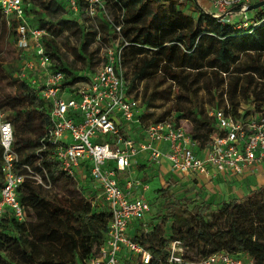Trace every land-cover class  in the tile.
<instances>
[{"label": "trees", "instance_id": "trees-1", "mask_svg": "<svg viewBox=\"0 0 264 264\" xmlns=\"http://www.w3.org/2000/svg\"><path fill=\"white\" fill-rule=\"evenodd\" d=\"M22 1L28 27L44 31V54L51 62L50 69L64 74L62 89L68 94L73 93L71 87L76 83L88 82L92 58L76 55L86 69L85 75L80 76L64 62L56 40L65 32L78 35L84 52L89 36L106 46L109 39H116L115 27H119L125 80V64L130 65L132 73L128 93L136 96L140 82L153 80L156 75H160L161 83L179 87L181 90L173 99L180 101L181 106L173 104L170 117L157 122L171 121L179 127L180 120L190 119L198 131L189 130L198 152L208 145L216 130L207 109H199L196 103L199 91L220 99L221 107L209 108L225 110L229 106L233 116L239 106L246 108L245 113L253 111L249 108L264 110V6L248 12L257 26L245 28L239 16L236 20L215 18L202 8L200 0H190L187 8L181 0H102L104 12L98 10L94 17L88 16L84 0L78 1L77 15L69 12L62 0ZM233 11L236 14L238 8ZM84 19L95 21L93 33L85 32ZM17 24L11 18L8 26L0 12V114L3 118L6 115L2 121L11 125V151L17 157L18 174L24 176L17 197L25 210V220L18 222L9 214L0 219V264H87L106 238L111 214L103 201L94 202L97 197H93L92 189L67 176L54 157L48 136L50 106L30 82L19 77L23 63L16 65L13 51L6 46L10 40L17 47ZM17 49L23 61L27 54ZM11 56L14 59L9 60ZM239 97L246 99L247 104L239 103ZM147 104L142 103L143 126L149 115ZM1 166L0 149V189ZM86 178L90 180L89 174ZM177 186L173 180L165 181L151 203L153 215L138 222L134 230L133 240L151 255L148 264H166L172 241L182 243L184 256L189 260L227 252L264 264V186L244 198L216 206L195 198H175L173 190ZM53 187L71 195H84V200L73 203L66 195L50 200L39 191ZM184 212H188V219ZM36 215L40 222H34ZM26 217L29 222H25Z\"/></svg>", "mask_w": 264, "mask_h": 264}, {"label": "built area", "instance_id": "built-area-1", "mask_svg": "<svg viewBox=\"0 0 264 264\" xmlns=\"http://www.w3.org/2000/svg\"><path fill=\"white\" fill-rule=\"evenodd\" d=\"M69 12L77 15L79 0H62ZM87 14L94 17L104 12L102 0H84ZM217 19L231 18L233 8L243 27L257 26L246 11L247 6L261 0H206ZM0 12L9 26L17 21V47L26 53L19 77L36 88L38 96L50 106L51 128L49 140L54 146V157L67 176L78 181L81 166L88 169L89 178L111 214L106 238L95 256L87 264H148L151 255L128 235L138 222L154 213V207L144 198L148 185L136 174H130L133 159L141 155L152 162L164 158L173 175L179 179L208 176L217 170L242 176L257 165H264V110L245 113L239 106L237 115L229 106L209 108L207 115L215 123L208 145L199 150L189 130L176 127L171 121L143 126L145 110L140 98L128 93L122 63L120 28L115 27L116 39L108 47L101 68L82 87H71L73 93L62 89L64 74L51 70V62L44 54L41 37L44 31L28 27L22 0H0ZM126 45V43H123ZM69 96L68 100L64 99ZM0 114V149L2 150V187L0 189V219L11 215L16 221L25 220V210L17 197L24 181L15 166L16 155L11 151L12 128L2 121ZM142 127L141 140L126 135L123 128ZM100 139V142H97ZM164 144L162 153L158 146ZM28 172L29 168L24 167ZM128 173L124 181L120 175ZM120 176V177H119ZM38 180V178L36 177ZM40 184V180H38ZM136 191L139 195H136ZM147 229H144L146 232ZM180 241H172L167 248L166 264H254L243 254L217 252L199 260L184 256Z\"/></svg>", "mask_w": 264, "mask_h": 264}, {"label": "rangeland", "instance_id": "rangeland-1", "mask_svg": "<svg viewBox=\"0 0 264 264\" xmlns=\"http://www.w3.org/2000/svg\"><path fill=\"white\" fill-rule=\"evenodd\" d=\"M205 1V0H204ZM161 2L165 3V0H161ZM207 2V1H206ZM105 3V1H104ZM203 3V0H200V4ZM181 4H183V6L185 8L189 7L191 2L190 0H181ZM108 11H110L108 9ZM85 23L83 26L85 28V32H89V33H93L96 29V23L95 21H85V19L83 20ZM98 21V19L96 20V22ZM102 33V32H100ZM90 42L89 45L87 46L86 50L83 52L80 48V44H79V39H78V35H73L70 33L65 32L62 37L58 38L56 40L58 48H59V53L62 56V59L64 60L65 63H67L68 65L71 66V69H73L74 72H77L78 75L80 76H84L85 75V65H84V61H82L81 59H78L76 57V55L78 54H83V55H89L92 58V62H91V68L88 69V73H91V75L95 74L102 66L103 62H104V58H105V54L106 51L108 49L109 46L112 45V41L111 39H109V44H107L106 46H100L96 41H95V37L94 36H89ZM7 48L10 51H13V55L15 56V63L17 64H21L22 61L19 58V51L16 47V44H11L10 40H7V44H6ZM14 56L9 57L8 59L11 60L12 58L14 59ZM56 63H53V65H55ZM125 69H126V73H127V82L130 81L131 77H132V73L130 70V65L125 64ZM162 79L160 78V75H156V77L151 80V79H147L145 81L140 82V84L138 85V90H136V96L140 98V102H141V106L142 103H144L145 101L148 102L147 104V109H146V113L149 114L148 117H146L144 119V126H148L152 123L157 122V120L163 118V117H170L168 116L169 113L172 111L171 108L173 107V104L176 103L175 98L173 99V97L175 96L176 93H178L181 89L178 87H173L171 84H169L168 82L165 83H161ZM82 83H78L74 86V88H80L82 87ZM261 89V88H260ZM170 92V93H169ZM133 94V93H131ZM69 98V96H65L64 99L67 101ZM227 98V96H226ZM195 100L196 103L199 107V109H204V110H208L209 107H221L222 103L220 102V99L218 100H214L212 95H208L207 93H205L204 91H199L196 96H195ZM222 100H223V96H222ZM237 101L243 102V104H247L246 99L241 100L240 97L237 98ZM177 105L181 106L180 101H177L176 103ZM254 110L253 108H249V110ZM252 112V111H251ZM6 115L4 116L3 119H5ZM166 117V118H167ZM190 118V116H189ZM179 125L182 126L184 129L190 130L191 132H195L197 133L198 131H196V126L195 124L189 119V120H185L182 119L179 121ZM100 142V139L97 141ZM136 173V172H135ZM122 176V174L120 175ZM119 176V177H120ZM175 181L179 180L178 176L174 175L173 178ZM142 180L147 181V185H148V191L144 193V198L149 201L150 203L154 202V198L156 197V191L161 188L164 183L162 182V180L158 179L157 176H148L145 175ZM79 181V180H78ZM248 182H251V180H248ZM264 186V185H263ZM92 190L91 193H93V197H97L98 198V191L97 189L94 187V185H92L91 183L89 184V186ZM75 190V189H74ZM40 193L47 199H55L57 196L59 195H66L70 198V200L73 203H77L78 201L84 200L82 196L84 195H80V194H76V195H71L70 193H68L67 190L65 191H61L56 187H53L51 190H39ZM173 194L174 197L177 199H182V198H189V199H198L199 201H204V199H202L198 192L194 189V186L191 184H182L179 183V185L173 190ZM95 198L94 202L98 203L103 201L102 198ZM184 217H186L187 219L189 218L188 212H184L183 213ZM36 218L34 219V222L37 220V222H40L41 220L39 219V216L36 215ZM25 222H29V218L26 217V221ZM128 235L133 236V232L128 231ZM189 255H192L191 252H189Z\"/></svg>", "mask_w": 264, "mask_h": 264}, {"label": "crops", "instance_id": "crops-1", "mask_svg": "<svg viewBox=\"0 0 264 264\" xmlns=\"http://www.w3.org/2000/svg\"><path fill=\"white\" fill-rule=\"evenodd\" d=\"M201 6L205 11L213 13L210 4L206 2V0H203ZM237 16V14L233 15L230 20L238 19ZM141 129L142 127L132 126L129 129L126 128V130L123 128V132L126 135L140 141L142 138ZM158 147L162 153L166 151V146L164 144ZM133 161V165L129 170L130 174H136L141 179L145 175H147V177L157 176L158 179H161L163 183H165L167 179H170L176 182L178 185L179 183L191 184L194 186V189L198 192L199 196L204 199V201L212 203L215 206L222 202H229L233 199L244 198L250 192L257 190L264 185V165H257L253 170L248 171L239 177L213 169L209 171L208 176H195L190 179H179L175 181L173 179L174 175L172 172H170L169 164L164 158L160 159L158 162H152L146 156L141 155L133 159ZM79 171L80 172L77 178L81 182L80 185L82 187L85 185L89 186L90 183L86 184L88 181V178H86L88 175L87 167L83 165ZM127 174L128 173H124L120 177L121 182L124 181V178L127 176ZM248 180H251V182H248ZM135 194L139 195V192L136 191ZM135 229L136 225H133L129 231L134 233Z\"/></svg>", "mask_w": 264, "mask_h": 264}, {"label": "water", "instance_id": "water-1", "mask_svg": "<svg viewBox=\"0 0 264 264\" xmlns=\"http://www.w3.org/2000/svg\"><path fill=\"white\" fill-rule=\"evenodd\" d=\"M262 6H264V0H261V1L257 2V3H255V4L250 5V6H247L246 11L247 12L254 11V10H256L259 7H262Z\"/></svg>", "mask_w": 264, "mask_h": 264}]
</instances>
